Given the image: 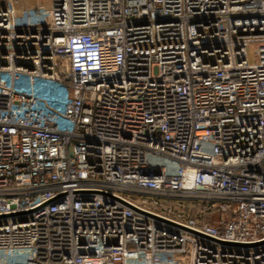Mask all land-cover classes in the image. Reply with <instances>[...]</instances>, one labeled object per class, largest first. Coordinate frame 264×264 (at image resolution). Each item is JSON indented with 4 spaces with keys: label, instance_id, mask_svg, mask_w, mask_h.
I'll use <instances>...</instances> for the list:
<instances>
[{
    "label": "built area",
    "instance_id": "obj_1",
    "mask_svg": "<svg viewBox=\"0 0 264 264\" xmlns=\"http://www.w3.org/2000/svg\"><path fill=\"white\" fill-rule=\"evenodd\" d=\"M0 264H264V0H0Z\"/></svg>",
    "mask_w": 264,
    "mask_h": 264
},
{
    "label": "rangeland",
    "instance_id": "obj_2",
    "mask_svg": "<svg viewBox=\"0 0 264 264\" xmlns=\"http://www.w3.org/2000/svg\"><path fill=\"white\" fill-rule=\"evenodd\" d=\"M45 5L48 3V0H41ZM248 55H249V61H250V63H253V58H252V53H251V49L249 48V50H248ZM132 197V199H137L138 197L137 196H131ZM187 204H185L184 203V206H186ZM166 210H168V209H166ZM157 211H162V209L160 208H158L157 209ZM173 210H171V212H172Z\"/></svg>",
    "mask_w": 264,
    "mask_h": 264
},
{
    "label": "crops",
    "instance_id": "obj_3",
    "mask_svg": "<svg viewBox=\"0 0 264 264\" xmlns=\"http://www.w3.org/2000/svg\"><path fill=\"white\" fill-rule=\"evenodd\" d=\"M31 5L44 4L41 0H28Z\"/></svg>",
    "mask_w": 264,
    "mask_h": 264
}]
</instances>
